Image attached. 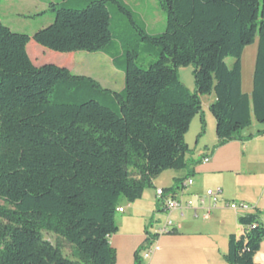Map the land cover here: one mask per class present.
<instances>
[{"label": "trees", "instance_id": "trees-1", "mask_svg": "<svg viewBox=\"0 0 264 264\" xmlns=\"http://www.w3.org/2000/svg\"><path fill=\"white\" fill-rule=\"evenodd\" d=\"M156 1L165 14L157 35L122 0L50 4L53 23L32 37L0 20V264H115L108 239L118 230L121 203L139 200L166 171L185 175L164 195L193 177L185 135L201 114V97L213 96L214 148L264 135H242L252 122L264 125V0ZM30 41L58 54H104L123 73V89L35 65ZM255 41L248 96L241 58ZM144 59H151L147 67ZM188 66L193 92L177 73ZM204 130L201 118L199 136ZM237 223L241 233L229 235L224 260L256 264L264 211ZM148 237L146 245L156 236ZM134 264H141L137 254Z\"/></svg>", "mask_w": 264, "mask_h": 264}, {"label": "crops", "instance_id": "crops-1", "mask_svg": "<svg viewBox=\"0 0 264 264\" xmlns=\"http://www.w3.org/2000/svg\"><path fill=\"white\" fill-rule=\"evenodd\" d=\"M250 47L251 85L247 84L246 88H243L245 49L241 58V89L248 96L252 91L257 41ZM34 51L38 53L35 47ZM31 60L35 65L41 62L38 58ZM204 99H208L205 109L202 106V102L206 101ZM200 100L201 114L192 120L185 135V143L190 151L186 159L193 177L188 178L174 194L181 202L192 200L194 207L170 214L160 211L155 192L171 188L175 179L185 175L184 172L176 171L162 173L153 181L152 188L145 190L136 202L127 204L123 201L120 208L123 211L117 215L118 230L108 239L114 252L115 264H134L136 254L141 264H226L224 255L228 237L235 234L237 229L241 230L237 223L240 215L232 212L227 204H246L252 212L264 211V135L246 142L233 141L214 148L215 121L209 111L213 96L201 97ZM201 118L204 120L205 130L199 136ZM258 131H264V125L252 122L251 127L242 135L246 137ZM193 137L195 140L191 144L189 142ZM204 158L209 160L206 164L202 163ZM188 181H192V184L188 185ZM214 187L222 190L221 200L211 211L208 220H204L198 199L205 198V192L215 189ZM157 210L160 213H156ZM159 216H164L163 221ZM167 218L173 223L172 233L157 235L159 227ZM148 236H156L152 240L159 249L144 259L143 250L148 246Z\"/></svg>", "mask_w": 264, "mask_h": 264}, {"label": "rangeland", "instance_id": "rangeland-1", "mask_svg": "<svg viewBox=\"0 0 264 264\" xmlns=\"http://www.w3.org/2000/svg\"><path fill=\"white\" fill-rule=\"evenodd\" d=\"M61 0H0V20L12 32L24 34L32 37L37 31L49 26L54 21V15L49 11L50 4H57ZM139 18L143 21L146 31L150 35H157L164 32L165 14L161 10L156 0H122ZM34 47L39 48L44 54L39 55L34 51ZM250 46L245 48L243 57V88L250 84V66L249 59L251 57ZM27 52L31 59L38 58L46 64H54L59 67H66L74 76H85L97 81L103 89L111 92H119L123 89L124 77L123 73L114 69L110 59L102 53H85L76 52L71 54H58L42 49L35 45L32 41L27 46ZM151 59H144L142 65L147 67ZM232 63L231 58L226 59L229 66ZM38 64V63H37ZM193 68L191 66L181 67L178 69V78L187 90L193 92ZM209 96H204L208 98ZM202 102L205 105L208 99ZM263 125V124H259ZM195 138H191V142ZM215 188V187H214ZM252 209L245 212L237 211L236 214L242 215L252 213ZM235 212V211H232ZM229 214V213H228ZM163 221L164 216H159ZM241 231L236 230L235 235L239 236ZM43 238L48 242L55 244L57 239L51 233H42ZM65 255H69L70 249L67 244L59 241ZM256 264H264V241L260 245L258 253L254 257Z\"/></svg>", "mask_w": 264, "mask_h": 264}, {"label": "built area", "instance_id": "built-area-1", "mask_svg": "<svg viewBox=\"0 0 264 264\" xmlns=\"http://www.w3.org/2000/svg\"><path fill=\"white\" fill-rule=\"evenodd\" d=\"M208 158H204L202 160L203 164L208 162ZM188 185L192 184V181L187 182ZM156 197L158 199V204L160 210L165 214H170L174 211H181L185 209H192L194 207V202L192 200H186L181 202L178 200L175 195H164L163 190H156ZM222 195V190L220 188H215L211 190H207L205 192V198L200 197L198 199V205L203 210V219L208 220L211 211L218 205L220 202V198ZM208 200V201H206ZM227 207L235 212H245L249 210V206L246 204L239 203H229ZM122 209H118V213H122ZM173 223L167 218L162 225L159 227L157 231V235H165L172 231ZM158 245L154 240L151 241V244L146 246L143 250V258H149L154 252L158 251Z\"/></svg>", "mask_w": 264, "mask_h": 264}]
</instances>
